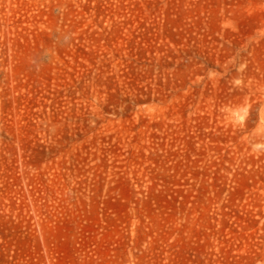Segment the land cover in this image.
<instances>
[{
  "label": "rangeland",
  "instance_id": "obj_1",
  "mask_svg": "<svg viewBox=\"0 0 264 264\" xmlns=\"http://www.w3.org/2000/svg\"><path fill=\"white\" fill-rule=\"evenodd\" d=\"M0 264H264V0H0Z\"/></svg>",
  "mask_w": 264,
  "mask_h": 264
}]
</instances>
